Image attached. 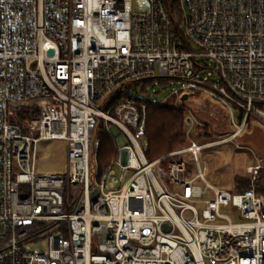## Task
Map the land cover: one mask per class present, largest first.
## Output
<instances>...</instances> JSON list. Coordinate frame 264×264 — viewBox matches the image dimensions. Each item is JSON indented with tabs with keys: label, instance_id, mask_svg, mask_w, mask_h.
<instances>
[{
	"label": "built area",
	"instance_id": "1",
	"mask_svg": "<svg viewBox=\"0 0 264 264\" xmlns=\"http://www.w3.org/2000/svg\"><path fill=\"white\" fill-rule=\"evenodd\" d=\"M148 1L134 15L130 0H0V264H264V166L229 193L199 163L264 127V0ZM207 61L219 82L198 78ZM154 83L177 87L159 104L131 96ZM189 95L224 109L231 132L199 144L183 112L186 147L147 161V107ZM102 136L115 151L103 168ZM50 141L65 144L64 174L36 173Z\"/></svg>",
	"mask_w": 264,
	"mask_h": 264
},
{
	"label": "rangeland",
	"instance_id": "2",
	"mask_svg": "<svg viewBox=\"0 0 264 264\" xmlns=\"http://www.w3.org/2000/svg\"><path fill=\"white\" fill-rule=\"evenodd\" d=\"M130 8L134 15L145 14L150 9V3L148 0H130ZM205 65L206 69L198 74V78L219 82V77L213 71V63L207 61ZM176 87L174 84L161 85L159 83H154L152 86L140 85L131 96L147 103L159 104ZM177 108L182 109V114L186 112L190 115L196 127L197 125H205L213 140L226 138L232 130L225 110L212 100L189 95L188 100ZM231 111L234 120L238 122L240 111L232 106ZM110 133L119 144H127L126 138L116 127H111ZM194 134H196V131L193 130L192 136ZM65 150V144L59 141L37 144L36 173L40 175L64 174L66 167ZM182 158L187 165V169L194 175L197 168L191 157L184 155ZM199 161L200 167H204L205 179L210 184L229 193H233L232 182L235 176L247 177L251 184V177L247 174L246 168L258 163L264 166V127L254 123L243 130L235 139L202 150L199 154ZM114 170L118 173L116 168ZM161 179H165L164 175H161ZM114 184L115 187H118L117 181ZM26 248H40V244L30 245Z\"/></svg>",
	"mask_w": 264,
	"mask_h": 264
},
{
	"label": "trees",
	"instance_id": "3",
	"mask_svg": "<svg viewBox=\"0 0 264 264\" xmlns=\"http://www.w3.org/2000/svg\"><path fill=\"white\" fill-rule=\"evenodd\" d=\"M168 9L175 11V0H163ZM146 127L144 146L146 147V160L152 162L172 151L185 148L187 143L184 137V124L182 109L175 108L165 103L160 105H149L146 109ZM251 125H248L249 128ZM196 134L192 136L199 144L212 142L205 125H197L194 129ZM115 153L110 140L102 136L97 159L101 168L105 167L109 159ZM169 159L161 161L159 167L163 170ZM188 172H190L188 170ZM233 193H240L250 187V180L247 177L235 176L232 182ZM256 192L264 200V170L259 171L254 181Z\"/></svg>",
	"mask_w": 264,
	"mask_h": 264
},
{
	"label": "water",
	"instance_id": "4",
	"mask_svg": "<svg viewBox=\"0 0 264 264\" xmlns=\"http://www.w3.org/2000/svg\"><path fill=\"white\" fill-rule=\"evenodd\" d=\"M182 100H186V97L184 96V97H182ZM95 192H93V194H94ZM24 197V196H23Z\"/></svg>",
	"mask_w": 264,
	"mask_h": 264
}]
</instances>
